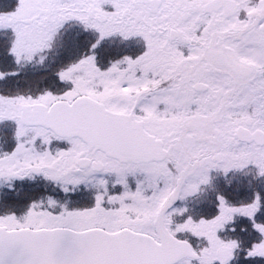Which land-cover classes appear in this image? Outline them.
Returning a JSON list of instances; mask_svg holds the SVG:
<instances>
[{
	"label": "snow or ice",
	"instance_id": "obj_1",
	"mask_svg": "<svg viewBox=\"0 0 264 264\" xmlns=\"http://www.w3.org/2000/svg\"><path fill=\"white\" fill-rule=\"evenodd\" d=\"M0 264H264V0H0Z\"/></svg>",
	"mask_w": 264,
	"mask_h": 264
}]
</instances>
